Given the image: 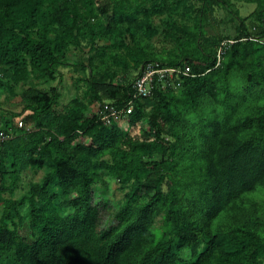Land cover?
<instances>
[{
	"label": "trees",
	"instance_id": "16d2710c",
	"mask_svg": "<svg viewBox=\"0 0 264 264\" xmlns=\"http://www.w3.org/2000/svg\"><path fill=\"white\" fill-rule=\"evenodd\" d=\"M190 1L201 3L195 29L184 27L188 37L156 55L152 17ZM158 2L0 0V91L14 93L30 76L61 83L70 68L87 98L62 112L58 86L21 94L34 131L0 146V264H264V207L246 198L264 197V0H256L252 25L232 0ZM216 6L238 21L236 35L203 44ZM71 47L94 53L71 61ZM152 61L190 67L179 92L154 86L151 97L137 99L129 132L87 117L95 102L124 107ZM112 66L139 72L115 83ZM2 126L9 130L8 121ZM28 169L47 173L13 199ZM105 175L127 192L114 225L99 232ZM25 218L33 242L19 234Z\"/></svg>",
	"mask_w": 264,
	"mask_h": 264
},
{
	"label": "rangeland",
	"instance_id": "374dc122",
	"mask_svg": "<svg viewBox=\"0 0 264 264\" xmlns=\"http://www.w3.org/2000/svg\"><path fill=\"white\" fill-rule=\"evenodd\" d=\"M147 1H153V0H146ZM159 4L169 2V0H158ZM233 3L238 8L240 15L243 19H245V22L248 25H252L253 22H255L254 19V11L256 9L257 3L256 0H232ZM145 2V0H144ZM201 7V3L199 1L193 2L190 1L187 6H181L180 8L176 9L175 11H166L165 13L153 16L152 21V27L155 28L158 32L156 36H154L150 42L154 47V52L156 55L165 57L168 56L171 51L176 46V37L182 35L187 36L186 31L183 32V28L186 27L190 31H193L196 15L198 12V9ZM238 26V21L234 20L233 17L222 7L216 6L214 7V11L212 13L207 14V20L205 24L203 25L204 28V35L202 39L203 44H209L213 39H219L223 37H234L236 35V27ZM188 37V36H187ZM126 43H129L128 38L125 39ZM114 40H100L98 42V45H110ZM118 51H120L121 55L125 54L124 49L121 48ZM69 57L71 61H77L81 60L83 61L84 55L80 53H85L84 60L87 61L88 53H94V51H89L88 49L83 50L81 48H75L71 47L68 51ZM219 55V53H218ZM139 69L135 68L134 66H131L127 71H125L124 67H116L112 66L111 69H109L110 72H115V77H113L112 81L117 83L121 79H134L137 75V72ZM62 81L59 82L60 79L57 78L54 81H44L41 79L34 78L33 76H30L26 78L23 82H20L18 85L13 86V92H9L5 89V91H0V125L3 127V123L8 121L9 130L8 132L12 133L14 136H17L19 134H22V130H20L16 126V121L18 118H21L25 123H28L27 121V115L30 113V111H24V104L22 103L21 94L24 91H27L29 88H41L43 90H49L51 87L58 86L59 92L61 94V97L59 99V102L57 103L55 109L57 111H64L66 109V106L68 103H70L73 99L79 98L81 101L87 102V98L85 97L86 92V86L84 83H76V79L78 75H76V72L70 68H64L62 69ZM81 77L85 78L86 76L81 75ZM87 78V77H86ZM179 78H176L175 81L170 85L171 91L177 93L181 89V80H179V83L177 82ZM13 83H10L7 85L9 87ZM159 88L165 89V83L158 84ZM98 102H95V104L91 105L89 107L87 117L92 118L93 117V111L96 109V105ZM31 124V123H30ZM145 124V123H144ZM33 125V124H31ZM117 127L121 128L125 132H129V121L121 123V125H117L116 123H113L110 127ZM145 126V125H143ZM140 125V127H143ZM142 129V128H141ZM139 134V133H138ZM137 134V135H138ZM141 134V133H140ZM170 140V138H169ZM79 141V140H78ZM172 141V140H170ZM103 159L110 162V158L108 156H105ZM46 170H39L35 171L32 169H28L19 179L18 188L11 195L13 199H19L26 195L29 191L30 185L33 182H40L43 178V176L46 174ZM103 180L109 181V191L108 194L105 195L104 199L107 200V205L105 208L101 210V221L98 226V231L101 232L103 230L110 229L114 223V213H115V205H117L118 202L122 201L124 198L125 193L127 192L126 189L122 188L121 184L118 183L115 180L110 179L108 176H102ZM169 183H167L164 187L165 190H168ZM6 197H9L10 195L6 194ZM73 194L71 197H74ZM246 198L250 201H255V199H259L261 202V205L264 207V197H258L254 193H250L246 196ZM248 203V202H246ZM252 209H255L252 207ZM3 212V206L0 205V218ZM224 221V220H223ZM218 219L214 222L213 227L214 229H218ZM156 228L162 227V217L158 218L155 223ZM19 234L22 238L26 239L29 242H33L34 238L31 233L30 229V220L28 218H25L22 225L19 227ZM182 257L185 259L190 258L189 253H182Z\"/></svg>",
	"mask_w": 264,
	"mask_h": 264
},
{
	"label": "built area",
	"instance_id": "2783aa9c",
	"mask_svg": "<svg viewBox=\"0 0 264 264\" xmlns=\"http://www.w3.org/2000/svg\"><path fill=\"white\" fill-rule=\"evenodd\" d=\"M190 73L191 69L188 65L181 68L165 66L154 61L148 62L142 67L138 78L132 86V98L124 107L115 106L111 102L98 103L96 109L93 111V115L96 116L99 122L108 126L113 125V123L121 125V123L129 121V115L132 114L137 99L152 96L154 86L159 87L158 84H163L164 82V88L170 87L176 78H179L177 81L179 83L183 75L187 76ZM16 126L26 133L34 131V128L25 123L21 118H18L16 121ZM14 137L12 133L0 130V146Z\"/></svg>",
	"mask_w": 264,
	"mask_h": 264
}]
</instances>
